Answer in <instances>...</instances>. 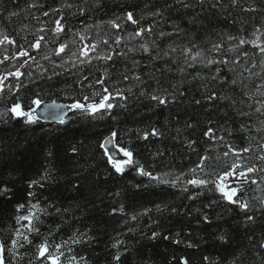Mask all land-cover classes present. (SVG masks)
I'll use <instances>...</instances> for the list:
<instances>
[{
  "label": "trees",
  "instance_id": "obj_1",
  "mask_svg": "<svg viewBox=\"0 0 264 264\" xmlns=\"http://www.w3.org/2000/svg\"><path fill=\"white\" fill-rule=\"evenodd\" d=\"M185 2L192 7L184 8L174 0H0V34L16 40L35 57V62L29 59L20 69L25 72L20 80L8 73L25 58L0 64V76L6 77L5 92L0 95V113H4L0 119V181L12 188L10 199L0 197V241L7 244L10 264H40L37 245L45 239L51 244L68 242L63 249L64 264L73 255L78 260L85 257L87 264H180V258L189 259L190 264H232L237 257L236 264H264V247L260 246L264 244V206L260 203L264 200V172L250 174L256 184L248 181L239 185L243 198L253 205L255 223L247 222L238 206L220 200L219 192L185 185L204 154L216 158L205 162V171L212 178L234 162L264 167V161L256 159L264 155L257 146L264 144V115L256 111L260 107L257 101H264L260 95L264 88H259L264 83V54L254 47V43L264 44V0H240L239 5L231 0H221L220 5L217 0H205L203 6L197 0ZM32 4L36 7H30ZM250 5L257 11L243 10ZM80 8L85 10L83 15ZM154 9H162L163 17H153ZM129 10L143 17L142 26L154 24L155 32L147 38H130L136 26L125 22ZM60 16L65 18L62 23L66 31L57 38L47 30ZM114 20L121 24L119 32L111 26ZM176 25L182 29L179 35L159 36L160 31L173 33ZM41 28L46 31L41 32ZM40 35L45 36L42 48L31 49L30 44ZM116 36L120 37L119 45L113 43ZM240 39L245 41L243 45ZM104 40L111 46V61L96 58L109 52ZM60 43L67 48L57 55ZM215 43L223 44L225 59L240 63L205 66L201 62L193 67L185 63L181 51L185 47L193 48V54L199 50L205 58L219 59V54L211 51ZM88 44L98 47L90 52L91 63H81L85 57L78 49ZM142 44L148 45L147 52ZM170 46L177 51L171 52ZM18 51L17 46L5 43L0 46V59ZM253 64L252 72L257 75L243 79L240 74L249 76L244 69ZM53 72L59 75L49 80ZM105 72L109 90L119 88L128 96L127 101H114L126 107L113 108L111 115L97 113L94 118L72 108L65 124L40 120L27 124L8 114L14 101L23 104L25 110L35 108L31 102L37 98L41 103L67 105L98 102L101 96L92 93L100 92L102 86L87 85L95 84ZM86 75L88 80H84ZM125 75H140L141 81L125 80ZM213 76L218 79L213 80ZM232 80L237 83L233 85ZM16 84L21 85L19 91H8V85ZM161 86L182 95L175 103L160 106L148 94ZM142 91L145 95H140ZM209 92L225 99L209 101ZM84 96H89V101H83ZM196 100L201 103L196 104ZM232 100L237 103L232 105ZM241 110L246 115L238 114ZM189 123L192 128L187 127ZM243 125L251 126V131L242 130ZM152 127L162 135L144 140L143 133ZM208 127L215 128L224 141L213 143L204 137ZM112 132L117 133L115 145L132 153L129 163L121 166L122 175L115 171L103 148ZM190 139L196 141L193 147L188 146ZM225 142L250 146L252 151L241 158H225ZM73 147L77 153L72 152ZM141 167L161 180L179 177V182L175 187L157 183L141 175ZM195 175L204 177L205 173L197 170ZM32 182L35 186L30 187ZM184 186L188 192L181 190ZM197 191L203 194L190 199ZM214 199L218 202L208 208ZM33 204L49 214L40 216L39 233L29 235L30 244L12 250L16 229L23 231L28 223L17 218L33 211ZM205 213L209 222L202 219ZM154 231L159 233L155 240L150 239ZM85 233L91 240L71 243ZM221 234L227 242L219 239ZM175 239L181 243H174ZM20 240L23 242V237ZM117 240L124 244L113 248ZM118 251L119 262L114 259Z\"/></svg>",
  "mask_w": 264,
  "mask_h": 264
},
{
  "label": "snow or ice",
  "instance_id": "obj_2",
  "mask_svg": "<svg viewBox=\"0 0 264 264\" xmlns=\"http://www.w3.org/2000/svg\"><path fill=\"white\" fill-rule=\"evenodd\" d=\"M176 4H180L184 8H191L192 5L190 3L185 2V0H174ZM198 4L203 6L205 0H197ZM231 3L233 5H239L240 0H231ZM221 4V0H217V5ZM214 5V6H217ZM30 7H36L35 4L30 5ZM244 11L248 12H255L257 9L255 7H252L251 5L248 6L247 8L243 9ZM80 14H84V9L80 8L79 9ZM13 15H16V13H13ZM45 16H48L49 13L45 12ZM151 15L156 18H162L164 15V12L162 9H154L151 12ZM125 22H130L131 25L136 26L132 33H130V38L134 37H141V38H147L148 36H151L155 32V25L150 24L147 27L142 26L141 21L143 17H137L134 15V12L129 10L125 14ZM65 20L63 16H60L59 19H56L54 21V27L52 29H49L47 31H51L55 37H59L61 33H65V24L62 23ZM111 26L119 32L121 30V24L117 22L116 20L111 21ZM41 32L46 31L45 29L41 28ZM182 29L180 28L179 25H176L174 27L173 33H165L164 31L159 32L160 37H164L165 35H179L181 33ZM257 32H260V29H256ZM83 39V37H81ZM232 39H235V37H232ZM45 40L44 35H40L34 42L30 44V48L34 50H40L42 48V42ZM120 37L116 36L114 39L113 43L116 45L120 44ZM5 43L9 45H14L19 48V51L14 54L13 56H7L5 55L2 59H0V64H4L6 61H9L10 59H17V58H25L22 59L19 67L16 68L14 72L8 73L9 76H12L16 78L17 80H20L21 77L25 75V72L20 71L21 68L25 67L28 65V60L31 59L33 62H35V57L32 56L31 51L27 48H22L19 45H17L16 40L10 39L9 36L0 34V46L4 45ZM103 43L105 45H109L108 40H104ZM245 41L243 39L239 40V44L243 45ZM97 45L95 44H88L85 45L83 48L78 49V52L85 57L84 60L81 61V63H91V56L90 52H95L97 49ZM141 47L145 52L149 50L147 44H142ZM195 47V46H193ZM254 47L259 50L261 54H264V44L260 43H254ZM67 48V44L65 43H60L58 49H56V54L60 55L65 52V49ZM223 48L222 43H215L212 45L211 51L216 52L219 54L220 58L216 59V57L212 58H205L204 54L197 50L193 54V48L191 47H185L182 48L181 51L185 55V63L188 64L189 67L195 66V63H204L205 66H210L213 64H223V65H228V64H239L240 61L236 59H225V53L221 52V49ZM170 51L171 52H176L177 49L175 47L170 46ZM73 56H77V52L72 53ZM119 55H123V53H119ZM165 56H168V52L164 53ZM244 56L247 57V53H244ZM97 59H102L105 61H111L113 59V53L111 51V46L109 45V52L105 53L103 56H100L97 54ZM45 59H49V57L45 56ZM39 67H43L38 65ZM256 65L253 64L249 68H245L244 71L249 73V76L244 77L243 73L240 75L243 77V79H249L251 76L257 75V73L252 72V68H255ZM262 68H264V65H262ZM44 71H47V69H44ZM59 75V73L53 72L51 76H48V79L51 80L53 76ZM108 78V73L105 72L103 77H98L95 80V84H88V87H95L96 85L102 86L100 89V92H94L92 93L93 96L95 95H100L101 99L98 102L94 103H85L82 101H77L75 104L70 105L69 107L74 108V109H79L81 112L87 113L88 115H91L92 117H96L97 113H100V115L108 114L111 115V110L116 107H126V104H118L114 103V101H127L128 96L125 94V92L119 88H116L114 91H110L109 87L105 84V80ZM134 78L136 81H141V76L140 75H135L134 77H129L128 75L124 76V79H130ZM6 77L0 76V95H2L5 92V86H4V80ZM213 80L218 79L217 76L212 77ZM84 80H88L87 75L84 77ZM231 83L235 85L237 83L236 80H232ZM243 83V81H241ZM20 84L16 85H8L7 89L8 91H12L13 88H15L16 91H19ZM259 88H264V83L259 85ZM128 91H131L130 89ZM244 95H247V93H243ZM140 95H145V92H141ZM149 98L152 101L157 102L158 105L160 106H167L169 104L175 103L176 98L178 95H182V93H177L175 89L172 91H169L167 88H163L162 86L157 88L155 91L152 93H149ZM260 95L264 96V92H260ZM225 99V97H218L217 94L214 92H209L207 95V99L209 101H216L217 99ZM252 96H249L248 99H252ZM90 97L89 96H84L83 101H89ZM33 105H35V108H32L29 106L27 110H25V106L19 102L14 101L12 105L8 108V114L10 117L13 118H18L22 119L25 123L27 124H36L39 121V116L35 114L36 109H38L41 106V100L39 98L33 99L31 102ZM196 104H200V100L195 101ZM237 102L235 100H232V105H235ZM257 103L260 105V107L256 108L257 112H260L261 115H264V101H257ZM240 115H246V113H243L241 110ZM4 113H0V119H3ZM59 123L60 124H65L66 121L61 117L59 118ZM188 128H192L193 125L189 123L187 125ZM242 130L244 131H251V126L249 125H243ZM162 133L159 132V130L155 127H152L151 129L145 131L143 133V139L148 140L149 137H159L161 136ZM204 137L208 138L211 142L215 143L217 140L224 141L223 136H218L216 134V130L213 127H208L204 133ZM117 133L112 132L111 137L109 140L116 138ZM109 141H106L105 143L107 144ZM196 144L195 140H189L188 141V146L193 147V145ZM226 151L222 153L223 157L227 158L230 155L241 158L243 154L250 153L252 151V148L250 146H244V147H236L231 143L225 142L224 144ZM259 149L264 150V144H258L257 145ZM120 151L123 152L124 156L131 157L132 153L121 148ZM73 153H77L78 149L76 147L72 148ZM106 152H110V149H106ZM109 161H113L114 157L109 155L108 157ZM213 159H216L215 157H211L207 154H204L200 157V161L197 164V167L194 169H191V172L194 174L193 178L188 179L185 181V185H191L196 189H206L210 191H216L220 193V200H226L229 204L238 206L246 216V220L249 223H255L256 218H255V212L252 210L253 205L245 200L243 198V194L241 191V188L239 185L250 181L252 184H256L257 180L252 179L250 174H254L256 172H264V167H257L256 164H252L251 166H242L239 162H234L227 170H225L223 173L216 174L215 178H212L206 171V161L211 162ZM257 161H264V155H258L256 157ZM113 167L115 168V171L117 173H120L121 175L123 174V170L120 166L119 162H116L113 164ZM197 170L204 172L205 175L204 177L196 176L195 174L197 173ZM139 172L141 175L148 176L150 179L157 183L161 184H170L171 186L175 187L177 186L179 182V177L176 178L174 181H168V180H161L160 177L153 175L151 172L145 171L142 167L139 169ZM36 182L30 183V187L35 186ZM211 185V188L209 187ZM237 185V186H234ZM184 192H188L189 189L187 186H184L182 189ZM12 193V188L7 185H3V182L0 181V197H3L5 199H10V194ZM203 193L201 191L195 192L193 195H191L189 198L190 199H196L198 196L202 195ZM29 195H32L31 192H29ZM218 201L217 200H212L207 207L211 208L213 204H216ZM261 205L264 206V200L260 201ZM22 207V205H21ZM33 211H31L28 215H23L18 217V221H27L28 223L23 226L24 230L22 231L21 229H16L15 231V236L16 239H13L11 241V249L15 250L19 247H24L25 243L30 244L31 240L29 239V235L33 232L39 233V224L42 223L40 220V216L42 215H48L49 213L47 212V209H41L39 205L33 204L32 205ZM264 211V207L261 209ZM59 211V209H57ZM120 212H123V209H119ZM175 211V209H173ZM132 219H136V216H132ZM202 219L204 222H209V216L205 213L202 216ZM159 235L157 232H153L150 239L155 240L156 237ZM23 237V242H21L20 238ZM87 240H91V237H87V234H82L74 237L71 241L72 244H77V243H85ZM164 239H169V237L165 236ZM220 240H223L225 242L226 238L224 234H221L219 236ZM68 242H61L60 244H51L47 239L43 240L39 245H37V252L36 256L40 262V264H64L65 260V254L63 249L65 248L66 244ZM174 243L180 244L181 241L179 239H175ZM124 244V241L117 240L116 243H114L112 246L113 248H120ZM193 245L189 244V247H192ZM261 247H264V244L260 245ZM7 244L4 241H0V264H10V261L7 260V255L8 253L6 252ZM12 254L15 255V251H12ZM114 259L116 261L121 260V254L118 251ZM207 259V257H205ZM238 257L233 260L232 264H236ZM68 264H80L81 261L84 262V264H87V260L85 257H80L79 260L77 259V256L73 255L70 257H67ZM180 264H190L189 259L187 258H180Z\"/></svg>",
  "mask_w": 264,
  "mask_h": 264
},
{
  "label": "water",
  "instance_id": "obj_3",
  "mask_svg": "<svg viewBox=\"0 0 264 264\" xmlns=\"http://www.w3.org/2000/svg\"><path fill=\"white\" fill-rule=\"evenodd\" d=\"M71 108L65 104L56 102V101H48L41 103V106L36 109L35 114L39 116V120L43 122L49 123H59V118L65 119ZM110 138V137H109ZM109 138L106 141H109L107 144L104 142V149H110L108 156L111 155L114 157L115 162H123L125 159L121 156L120 151L115 147L114 140Z\"/></svg>",
  "mask_w": 264,
  "mask_h": 264
},
{
  "label": "rangeland",
  "instance_id": "obj_4",
  "mask_svg": "<svg viewBox=\"0 0 264 264\" xmlns=\"http://www.w3.org/2000/svg\"><path fill=\"white\" fill-rule=\"evenodd\" d=\"M126 158H127V160H128V157L127 156H125ZM120 164H122V163H120Z\"/></svg>",
  "mask_w": 264,
  "mask_h": 264
}]
</instances>
